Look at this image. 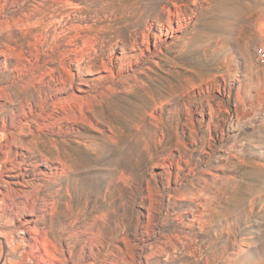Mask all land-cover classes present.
<instances>
[{
  "label": "rangeland",
  "instance_id": "374dc122",
  "mask_svg": "<svg viewBox=\"0 0 264 264\" xmlns=\"http://www.w3.org/2000/svg\"><path fill=\"white\" fill-rule=\"evenodd\" d=\"M257 49L264 0H0V264H264Z\"/></svg>",
  "mask_w": 264,
  "mask_h": 264
},
{
  "label": "built area",
  "instance_id": "2783aa9c",
  "mask_svg": "<svg viewBox=\"0 0 264 264\" xmlns=\"http://www.w3.org/2000/svg\"><path fill=\"white\" fill-rule=\"evenodd\" d=\"M256 56H257L258 61L264 62V51H263V49H257L256 50Z\"/></svg>",
  "mask_w": 264,
  "mask_h": 264
},
{
  "label": "bare ground",
  "instance_id": "6f19581e",
  "mask_svg": "<svg viewBox=\"0 0 264 264\" xmlns=\"http://www.w3.org/2000/svg\"><path fill=\"white\" fill-rule=\"evenodd\" d=\"M28 146V145H27ZM32 147V146H31ZM27 148H30V146L29 147H27ZM30 149H32V148H30ZM106 247V246H105ZM231 264V263H230Z\"/></svg>",
  "mask_w": 264,
  "mask_h": 264
}]
</instances>
